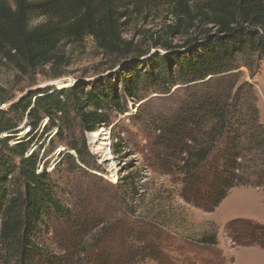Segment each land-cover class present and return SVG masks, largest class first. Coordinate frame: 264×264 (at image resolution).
I'll return each mask as SVG.
<instances>
[{
    "label": "trees",
    "instance_id": "trees-1",
    "mask_svg": "<svg viewBox=\"0 0 264 264\" xmlns=\"http://www.w3.org/2000/svg\"><path fill=\"white\" fill-rule=\"evenodd\" d=\"M143 6H165L174 17L167 32L184 40L156 39L165 54L137 49L128 58L133 41L123 35ZM39 17L45 20L33 25ZM88 36L123 57L117 71L88 83L32 90L6 107L7 100H0V264H138L140 258L169 264L173 242L164 227L128 218L125 200L138 195L142 174L122 177L118 205L99 198L106 210L84 203L76 211L59 196V183L40 156L47 141L57 140L76 153H61L70 171L99 169L87 133L97 143L100 127L111 126L129 111V100H142L146 91L204 87L165 120L152 150L154 165L179 177L187 203L211 212L234 187L264 186V126L257 107L234 103L233 87L208 88L237 77L232 71L246 56H264V0H0V59L23 73L57 62L63 43ZM24 127L29 129L21 134ZM114 138L120 155L124 142ZM95 149L103 152L99 143ZM48 230L54 250L43 238ZM226 230L239 245L264 247V224L238 218ZM199 241L217 242L210 235Z\"/></svg>",
    "mask_w": 264,
    "mask_h": 264
},
{
    "label": "rangeland",
    "instance_id": "rangeland-1",
    "mask_svg": "<svg viewBox=\"0 0 264 264\" xmlns=\"http://www.w3.org/2000/svg\"><path fill=\"white\" fill-rule=\"evenodd\" d=\"M44 20V17H39L32 24L36 25ZM171 23H174V17L165 6L151 9L143 6L129 20L123 35L125 39L133 41L130 48L132 53L128 58L135 57L137 49L147 56L165 54L161 45H155L156 39H167L173 44L183 42L184 37H173L167 32V24ZM57 52V62L28 73L21 72L16 65L1 58L0 100H7L2 107L39 88H61L79 82L88 83L117 71L123 61L120 55L102 50L91 36L79 43H63ZM244 62L232 71L233 75L238 74L237 77L221 79L208 88L220 91L233 87L232 93L234 96L238 93L239 100L234 103L244 106L253 104L257 107L259 122L264 126V56L252 53L251 57L244 58ZM202 88L201 83L178 84L167 93L146 91L142 100H129L128 112L114 117L111 126L100 127L99 132L94 134L93 138L97 143H92L88 138L91 154L96 157L99 169L70 171L68 161L62 162L61 153L66 147L57 140L51 143L47 141L40 156L47 162L49 171L59 183V196L76 211H80L84 203H100L101 208L105 205L101 199L106 200V203L111 202L113 206L118 205L121 199L120 186L124 185H118L123 180L122 177L128 173L133 174V177L142 174V188L138 195L126 198V203L124 202L130 214L128 218H143L144 221H153L164 227L173 242L167 246L169 264H264L263 246L239 245L226 230L228 222L238 218L264 224V186L234 187L215 210L204 211L187 203L180 196L182 184L179 177L173 178L165 174L153 163L152 150L162 124L166 119H171L181 103L192 100ZM23 129L21 134H25L29 128ZM89 135L87 133V137H92ZM116 136L124 142V152L120 155H116L112 147ZM98 143L103 152L95 149ZM66 151L76 155L73 150ZM209 235L215 236V244H203L199 241ZM43 238L46 247L50 246L54 250L52 231L45 232ZM138 261V264H162L161 260L158 262L150 258H140Z\"/></svg>",
    "mask_w": 264,
    "mask_h": 264
},
{
    "label": "water",
    "instance_id": "water-1",
    "mask_svg": "<svg viewBox=\"0 0 264 264\" xmlns=\"http://www.w3.org/2000/svg\"><path fill=\"white\" fill-rule=\"evenodd\" d=\"M90 139V137H88Z\"/></svg>",
    "mask_w": 264,
    "mask_h": 264
},
{
    "label": "bare ground",
    "instance_id": "bare-ground-1",
    "mask_svg": "<svg viewBox=\"0 0 264 264\" xmlns=\"http://www.w3.org/2000/svg\"><path fill=\"white\" fill-rule=\"evenodd\" d=\"M109 135V134H108Z\"/></svg>",
    "mask_w": 264,
    "mask_h": 264
}]
</instances>
